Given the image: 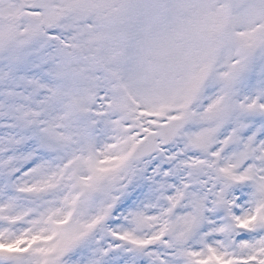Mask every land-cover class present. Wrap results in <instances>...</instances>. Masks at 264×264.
<instances>
[{
	"label": "snow or ice",
	"instance_id": "obj_1",
	"mask_svg": "<svg viewBox=\"0 0 264 264\" xmlns=\"http://www.w3.org/2000/svg\"><path fill=\"white\" fill-rule=\"evenodd\" d=\"M0 264H264V0H0Z\"/></svg>",
	"mask_w": 264,
	"mask_h": 264
}]
</instances>
